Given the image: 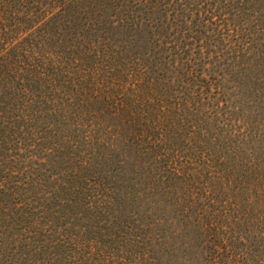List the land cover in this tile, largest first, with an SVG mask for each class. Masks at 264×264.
<instances>
[{
  "label": "rangeland",
  "instance_id": "obj_1",
  "mask_svg": "<svg viewBox=\"0 0 264 264\" xmlns=\"http://www.w3.org/2000/svg\"><path fill=\"white\" fill-rule=\"evenodd\" d=\"M164 1L187 75L122 28L0 53V264H264V0Z\"/></svg>",
  "mask_w": 264,
  "mask_h": 264
},
{
  "label": "trees",
  "instance_id": "obj_2",
  "mask_svg": "<svg viewBox=\"0 0 264 264\" xmlns=\"http://www.w3.org/2000/svg\"><path fill=\"white\" fill-rule=\"evenodd\" d=\"M0 0V53L9 48L33 52L42 36L44 43L65 35L95 30L124 29L138 44L162 54L159 69L187 75L194 65L188 53L202 51V28L183 15L187 4L160 0ZM179 13L177 14V10ZM201 21L199 20V24ZM193 26V25H192ZM196 30V31H195ZM132 39V40H133ZM25 44L23 47L20 45ZM150 50H146L147 53ZM151 51V52H152ZM143 53V55L145 54Z\"/></svg>",
  "mask_w": 264,
  "mask_h": 264
}]
</instances>
